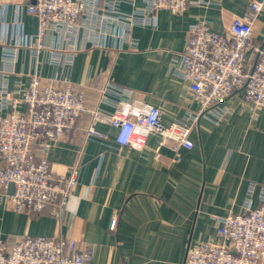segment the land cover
Listing matches in <instances>:
<instances>
[{
    "label": "crops",
    "instance_id": "0c3cea01",
    "mask_svg": "<svg viewBox=\"0 0 264 264\" xmlns=\"http://www.w3.org/2000/svg\"><path fill=\"white\" fill-rule=\"evenodd\" d=\"M130 1L122 11L143 6L141 0ZM192 1L198 4L181 15L162 10L151 25L133 28L135 47L121 39L107 41L108 49L87 45L70 64L61 65L48 62V51L37 61L32 58L29 47L38 32L37 18L26 7L0 4V68L3 46H17L11 89L27 87L37 71L43 82L57 76L58 86L83 92L95 108L112 82L131 90V100L160 108L166 126L190 120L199 116L201 105L171 71L190 27L206 19L211 31L223 33L235 17L246 14L252 0ZM253 29V45L261 46L264 11ZM45 41L59 45L51 35ZM223 105L230 112L219 123L198 117L190 150H175L172 142L159 146L156 135L142 151L122 147L115 141L116 130L106 124L96 126L105 141L88 140L90 116H82L74 133L48 153L56 175H65L75 164L81 167L63 215L56 219L48 212L20 213L2 201L0 238L14 244L29 237H69L92 248L89 264H183L190 248L219 240L221 218L264 206V108L252 113L243 93ZM114 218L118 224L112 231Z\"/></svg>",
    "mask_w": 264,
    "mask_h": 264
},
{
    "label": "built area",
    "instance_id": "2783aa9c",
    "mask_svg": "<svg viewBox=\"0 0 264 264\" xmlns=\"http://www.w3.org/2000/svg\"><path fill=\"white\" fill-rule=\"evenodd\" d=\"M141 1L142 8L131 13L122 11L130 0H33L27 4L0 0V4L26 7L38 20V32L29 47L32 58L37 61L42 51H48V62L61 65L70 64L87 45L108 49L107 41L121 39L135 47L133 28L151 25L159 11L181 15L198 4L192 0ZM262 11L264 0H252L246 14L235 17L223 33L211 31L206 19L190 27L185 49L172 62L171 71L189 85L201 105L199 116L214 123L223 121L230 112L223 104L236 93H243L252 113L264 108V42L253 45L254 22ZM48 35L59 45H47ZM18 53L17 46L4 45L0 68V202L15 211L48 212L56 219L63 215L81 167L75 164L65 175H56L48 153L74 133L83 114L90 116L88 140L105 141L107 137L96 126L106 124L116 130L119 146L136 151H142L153 135L159 137V146L172 142L175 150L193 148L190 135L199 116L166 126L160 108L131 100V90L112 82L106 84L101 105L95 108L87 106L83 92L58 86L57 76L43 82L37 71L27 87L11 89ZM10 184H14L13 194L8 192ZM221 223L219 240L190 248L183 264H264V206L229 214ZM116 228L114 218L110 229ZM91 258L90 246L69 237H29L14 244L0 238V264H89Z\"/></svg>",
    "mask_w": 264,
    "mask_h": 264
},
{
    "label": "water",
    "instance_id": "95a60500",
    "mask_svg": "<svg viewBox=\"0 0 264 264\" xmlns=\"http://www.w3.org/2000/svg\"><path fill=\"white\" fill-rule=\"evenodd\" d=\"M8 192L10 194H13V192H14V184H10Z\"/></svg>",
    "mask_w": 264,
    "mask_h": 264
},
{
    "label": "trees",
    "instance_id": "16d2710c",
    "mask_svg": "<svg viewBox=\"0 0 264 264\" xmlns=\"http://www.w3.org/2000/svg\"><path fill=\"white\" fill-rule=\"evenodd\" d=\"M86 104H87L88 107H90V106L88 105L87 101H86ZM82 116H88V115H87V114H83ZM82 116H81V117H82ZM81 117H80V118H81ZM38 155H40V154H38Z\"/></svg>",
    "mask_w": 264,
    "mask_h": 264
},
{
    "label": "rangeland",
    "instance_id": "374dc122",
    "mask_svg": "<svg viewBox=\"0 0 264 264\" xmlns=\"http://www.w3.org/2000/svg\"><path fill=\"white\" fill-rule=\"evenodd\" d=\"M117 224H118V221H117Z\"/></svg>",
    "mask_w": 264,
    "mask_h": 264
}]
</instances>
